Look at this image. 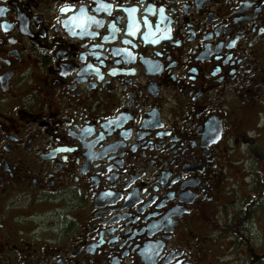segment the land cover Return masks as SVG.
<instances>
[{"label": "flooded vegetation", "instance_id": "obj_1", "mask_svg": "<svg viewBox=\"0 0 264 264\" xmlns=\"http://www.w3.org/2000/svg\"><path fill=\"white\" fill-rule=\"evenodd\" d=\"M0 264H264V0H0Z\"/></svg>", "mask_w": 264, "mask_h": 264}, {"label": "trees", "instance_id": "obj_2", "mask_svg": "<svg viewBox=\"0 0 264 264\" xmlns=\"http://www.w3.org/2000/svg\"><path fill=\"white\" fill-rule=\"evenodd\" d=\"M260 256V255H259ZM258 258H260V257H258Z\"/></svg>", "mask_w": 264, "mask_h": 264}]
</instances>
